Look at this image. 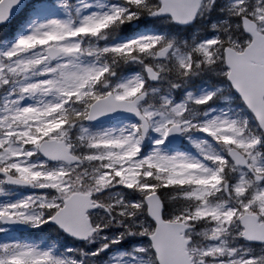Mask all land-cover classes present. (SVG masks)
<instances>
[{
	"label": "snow or ice",
	"instance_id": "1",
	"mask_svg": "<svg viewBox=\"0 0 264 264\" xmlns=\"http://www.w3.org/2000/svg\"><path fill=\"white\" fill-rule=\"evenodd\" d=\"M14 22L0 264H264V0H0Z\"/></svg>",
	"mask_w": 264,
	"mask_h": 264
},
{
	"label": "trees",
	"instance_id": "2",
	"mask_svg": "<svg viewBox=\"0 0 264 264\" xmlns=\"http://www.w3.org/2000/svg\"><path fill=\"white\" fill-rule=\"evenodd\" d=\"M14 30H15V25H13V27H11L10 29H5L3 31H1V28H0V40L9 38V34L13 32Z\"/></svg>",
	"mask_w": 264,
	"mask_h": 264
},
{
	"label": "rangeland",
	"instance_id": "3",
	"mask_svg": "<svg viewBox=\"0 0 264 264\" xmlns=\"http://www.w3.org/2000/svg\"><path fill=\"white\" fill-rule=\"evenodd\" d=\"M30 2H35V0H30ZM72 2H75V0H72ZM218 103H227L225 104V106L223 104H218ZM217 107L220 108V109H223V110H227L228 107H230V104L228 101L226 100H218L217 101ZM185 145H187V142L185 141Z\"/></svg>",
	"mask_w": 264,
	"mask_h": 264
}]
</instances>
